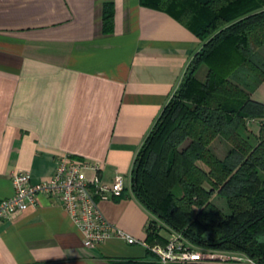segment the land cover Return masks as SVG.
Returning <instances> with one entry per match:
<instances>
[{
  "label": "crops",
  "instance_id": "obj_1",
  "mask_svg": "<svg viewBox=\"0 0 264 264\" xmlns=\"http://www.w3.org/2000/svg\"><path fill=\"white\" fill-rule=\"evenodd\" d=\"M113 8L103 32L102 8ZM202 43L169 14L139 0H0V201L11 177L48 180L56 158L97 161L100 177L129 181L135 154ZM205 67L196 76L203 80ZM264 104V83L252 94ZM212 150L223 158L227 143ZM83 176L91 178L92 173ZM100 201L114 229L144 243L149 214L130 194ZM146 248L111 238L85 248L51 199L0 221V264H111L143 260Z\"/></svg>",
  "mask_w": 264,
  "mask_h": 264
},
{
  "label": "trees",
  "instance_id": "obj_2",
  "mask_svg": "<svg viewBox=\"0 0 264 264\" xmlns=\"http://www.w3.org/2000/svg\"><path fill=\"white\" fill-rule=\"evenodd\" d=\"M139 3L169 14L202 43L129 174L128 190L150 216L144 244L164 246L178 234L192 248L264 264V104L252 99L264 83V0ZM102 14L108 33L112 5ZM216 138L228 145L223 158L211 148ZM148 248L143 260L111 264H159Z\"/></svg>",
  "mask_w": 264,
  "mask_h": 264
},
{
  "label": "built area",
  "instance_id": "obj_3",
  "mask_svg": "<svg viewBox=\"0 0 264 264\" xmlns=\"http://www.w3.org/2000/svg\"><path fill=\"white\" fill-rule=\"evenodd\" d=\"M101 164L97 161L75 160L69 155L56 158L54 172L45 181L31 184L27 172L12 175L13 194L0 201V221L9 220L27 208L36 205L37 197L44 195L58 205L72 220L82 236L85 248L96 247L111 238L127 245H146L126 233L114 229L102 217L98 203L121 197L124 179L117 174L111 182H104L99 175ZM93 176L86 178L83 173ZM159 264H191L205 261H232L236 264H257L241 255L205 252L192 248L178 234H171L164 246L148 248Z\"/></svg>",
  "mask_w": 264,
  "mask_h": 264
},
{
  "label": "rangeland",
  "instance_id": "obj_4",
  "mask_svg": "<svg viewBox=\"0 0 264 264\" xmlns=\"http://www.w3.org/2000/svg\"><path fill=\"white\" fill-rule=\"evenodd\" d=\"M260 54L262 55V56H264V48H262L261 50H260ZM124 185L127 187V186H129V181H128V179L126 178L125 180H124ZM222 202H224V200L223 199H220ZM220 200L218 199V198H215V201L218 203V202H220ZM214 261H216V259H214ZM206 262H211V261H205V262H203V263H206Z\"/></svg>",
  "mask_w": 264,
  "mask_h": 264
}]
</instances>
